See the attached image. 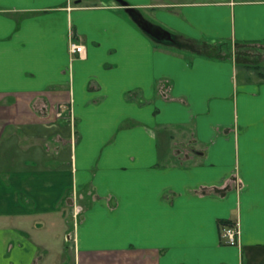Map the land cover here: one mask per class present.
I'll return each instance as SVG.
<instances>
[{"label":"crops","instance_id":"obj_1","mask_svg":"<svg viewBox=\"0 0 264 264\" xmlns=\"http://www.w3.org/2000/svg\"><path fill=\"white\" fill-rule=\"evenodd\" d=\"M126 1L196 45L264 46V0ZM165 45L116 0H0V264H264V64ZM186 132L196 156L163 160Z\"/></svg>","mask_w":264,"mask_h":264},{"label":"rangeland","instance_id":"obj_2","mask_svg":"<svg viewBox=\"0 0 264 264\" xmlns=\"http://www.w3.org/2000/svg\"><path fill=\"white\" fill-rule=\"evenodd\" d=\"M178 37V36H177ZM179 38V37H178ZM156 41V40H155ZM180 43L182 44V46H179L173 42H163L164 44H166L165 46L167 47H172L175 49L178 48H184V49H194L198 52H203V53H208L210 55H217L218 57H230L228 56V54L233 53L234 54V58L235 60H242L244 59L246 56H249L250 59H255L257 61H259L260 63L264 64V46L260 45L259 47H252V49H249V46H246L245 44L242 45L243 43H237L235 45H233L234 47H228L226 43L220 42L218 43V45H207L205 44V46H201V45H196L195 42H191L188 40H184V39H180L179 38ZM158 42V41H157ZM86 52L82 55H76V56H72L74 59L76 58H82L83 56H85ZM254 60V61H255ZM160 94L162 95V97L164 98H169L170 93H171V88L170 86H165L164 88H161V90H159ZM81 105V104H80ZM55 112L56 114H58L59 117H66V119H71V123L73 126H76L75 130H76V140L78 139V123L79 120H77V117L74 118V112H75V108H73L72 106H69L65 103H59L57 106H55ZM172 132V131H171ZM169 133V132H168ZM168 133H164L162 135V144H169L170 146H175V152L174 153H162V158L164 159H168L170 160V163H183L186 162V158H190L193 156H196L193 152L189 151L188 147L189 146H198L196 143V139L192 138V136H190L187 132L182 134L180 139L175 137L174 133H171L170 135ZM173 134V135H172ZM167 141V142H166ZM182 142H185V146H183L181 149V145ZM184 145V144H183ZM172 148V147H171ZM177 151V152H176ZM166 152V151H165ZM72 194V193H71ZM67 199V198H66ZM110 203L112 204V201H110ZM86 202L83 201L82 196L78 193H74L72 195H70V198L65 202L64 205L61 206V210L64 212L65 214V218H66V222H68V224L70 225L69 230H71V226H72V231L70 232V239L65 238L66 235L62 234V236H60V238H63V240L66 242L69 240V242H71L72 244L69 246L73 247V250H79V244L78 240H79V230H76V227H79L82 219H84L85 217V213L84 211H86ZM71 211V214H70ZM84 213V214H83ZM74 214L77 219H76V223L73 225L74 220L71 218L73 217ZM72 215V216H71ZM82 215V216H81ZM75 226V229H74ZM72 240V241H71ZM56 253V252H55Z\"/></svg>","mask_w":264,"mask_h":264},{"label":"water","instance_id":"obj_3","mask_svg":"<svg viewBox=\"0 0 264 264\" xmlns=\"http://www.w3.org/2000/svg\"><path fill=\"white\" fill-rule=\"evenodd\" d=\"M123 7L125 11L129 14L132 20L148 35H150L154 40L161 43L176 42L175 36L168 29L150 21L141 10L136 7L131 6L126 0H116Z\"/></svg>","mask_w":264,"mask_h":264},{"label":"built area","instance_id":"obj_4","mask_svg":"<svg viewBox=\"0 0 264 264\" xmlns=\"http://www.w3.org/2000/svg\"><path fill=\"white\" fill-rule=\"evenodd\" d=\"M69 51L71 56L82 55L86 52L84 44L71 39L69 41ZM241 228L238 221L226 223L222 226L221 237L226 244L238 245L240 243Z\"/></svg>","mask_w":264,"mask_h":264},{"label":"trees","instance_id":"obj_5","mask_svg":"<svg viewBox=\"0 0 264 264\" xmlns=\"http://www.w3.org/2000/svg\"><path fill=\"white\" fill-rule=\"evenodd\" d=\"M173 35L175 36V39H176L175 44H177V45H179V46H182V44H181L180 41H179V38H178L175 34H173ZM158 42H159V41H158ZM165 42L169 43L168 41H165Z\"/></svg>","mask_w":264,"mask_h":264}]
</instances>
